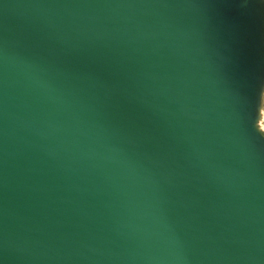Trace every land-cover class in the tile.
Returning <instances> with one entry per match:
<instances>
[{"label":"water","instance_id":"1","mask_svg":"<svg viewBox=\"0 0 264 264\" xmlns=\"http://www.w3.org/2000/svg\"><path fill=\"white\" fill-rule=\"evenodd\" d=\"M262 92L264 0H0V264H264Z\"/></svg>","mask_w":264,"mask_h":264},{"label":"snow or ice","instance_id":"2","mask_svg":"<svg viewBox=\"0 0 264 264\" xmlns=\"http://www.w3.org/2000/svg\"><path fill=\"white\" fill-rule=\"evenodd\" d=\"M261 97H264V92L261 93ZM262 111H264V109H262ZM257 121H258V119L255 122H257ZM259 133L260 134L264 133V122L259 123Z\"/></svg>","mask_w":264,"mask_h":264}]
</instances>
